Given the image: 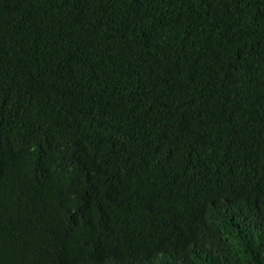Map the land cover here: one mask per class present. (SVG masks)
Segmentation results:
<instances>
[{
    "label": "trees",
    "instance_id": "16d2710c",
    "mask_svg": "<svg viewBox=\"0 0 264 264\" xmlns=\"http://www.w3.org/2000/svg\"><path fill=\"white\" fill-rule=\"evenodd\" d=\"M0 264H264V0H0Z\"/></svg>",
    "mask_w": 264,
    "mask_h": 264
}]
</instances>
